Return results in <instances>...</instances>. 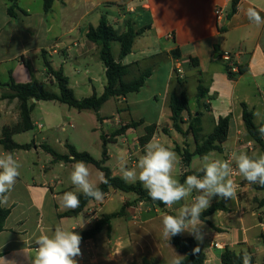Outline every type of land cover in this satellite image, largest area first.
Wrapping results in <instances>:
<instances>
[{
	"label": "crops",
	"instance_id": "0c3cea01",
	"mask_svg": "<svg viewBox=\"0 0 264 264\" xmlns=\"http://www.w3.org/2000/svg\"><path fill=\"white\" fill-rule=\"evenodd\" d=\"M19 2L18 6L21 8ZM231 2L232 0H54L52 8L47 12L43 5L45 13H53L56 5L59 4L55 16H53L54 26L45 28L43 24H39L31 32L25 27L17 26V22L24 23L25 19L32 15L21 8L27 15L18 12V16L12 18L7 13L10 4L6 0H0L3 14L5 13L8 17L5 20L6 26L0 25V41L10 40V43L22 44L20 46L21 51L16 55H12L8 59H0V64L7 63V61L13 63V68L7 71L9 81L5 84L12 80L16 83H27L33 80L30 58L28 57L31 50H34L36 54L41 53L44 61L47 59L52 65L53 55L60 54L63 57H69L70 53L76 49L75 61L81 64L91 52L100 51L97 44L87 39L90 27H97L103 15L114 27V24H118L116 23L117 18L121 16L120 12L123 10L127 14H131L135 20L136 30L151 26L138 38L152 41L151 44L141 46L140 55L134 54L133 45L132 52L121 60L122 64L127 65L130 69L125 80L129 81L140 75L146 69L145 61L150 57L165 54L171 61L162 91L153 96L156 102H159L158 96H161L163 101L158 118L153 123L157 129L151 141H161V129L163 133L169 134L174 140L170 144L171 149L178 152V149L187 148L193 152L196 141L189 130L190 116L202 114V131L199 134V139L202 140L213 131L220 117L231 115L232 124L228 139L223 144V151H213L207 156L219 152L225 160L228 154L235 151L246 152L250 156L259 157L260 154L254 152L256 145L249 138L244 126L242 103L247 104L248 108L253 111L256 125L264 124V91H261V87L264 85V24L256 25L249 21L246 15L247 9L254 7L264 17V0H241L237 13L228 19L227 14ZM218 10L223 11L221 19L218 18ZM109 15L117 16L113 20L114 24L110 21ZM119 21L121 18L118 19ZM119 26L122 28L121 31L114 27L118 32L127 29L122 25ZM40 34L43 35L42 43L28 51L26 49L28 40H38ZM175 49H179L181 52L179 59L171 55ZM227 54L232 56V61L237 65L247 66L245 74L236 79H231L228 76L226 71L228 63L224 59ZM133 55L136 57H132ZM190 58L198 59V67L191 64ZM116 60L119 61V58ZM151 69L150 77L139 92L128 94L126 97L110 99L116 100L119 104H124V107L118 109L119 121H115L116 127L106 135L108 140L106 150L109 142L117 141V137L114 135L122 127L142 121L132 117L131 104L141 103L138 98L141 91L147 90L150 87V82L157 75L155 65ZM58 70H62L64 73L63 68ZM103 71L105 75V66ZM48 77L51 81L55 80L51 76ZM200 80L208 90L205 98L201 100L198 99ZM194 81L196 82L194 94L197 103H190L189 100V111L182 114V132H178L173 128L171 121L170 95L173 93L180 95L186 92L190 98L189 82ZM105 85L106 77L104 89ZM7 91L8 88L0 87V98L2 93ZM257 93L260 94L259 98ZM132 99L134 100L132 101ZM32 102L35 106L38 103L36 100ZM10 105L18 106V101L16 99L11 101L0 99V120L7 117ZM33 111L31 120L35 127L36 123L32 118ZM126 113H128L127 118L122 119ZM100 118L103 126L109 124L110 120L106 116ZM19 119L18 111L15 121L0 126V145L4 151L0 154L12 152L20 164L23 161L15 153L17 150H6L1 144L3 129L17 124ZM206 125L210 126L209 128L212 130L208 135L204 134ZM140 126L129 128L120 135L124 144L131 142V145H128L129 156L132 155V150L143 155L144 147L140 146L139 138L146 132L145 129L143 132L139 131ZM38 127L39 129L43 128L42 125H38ZM63 129H65L64 126ZM176 133L181 134L182 138ZM192 142L195 144L193 150L190 147ZM248 143L253 144L252 149L247 148ZM180 144L184 147H180ZM44 145L41 144V147ZM66 155H70V152ZM108 158L107 151L106 161ZM133 160V162L130 160L129 162L132 167H136L138 159H135L134 155ZM49 164L50 166L46 164L39 166L35 162L33 166L26 165V172L30 174V177H26L25 173L21 172L11 190L0 195L1 200L4 196L8 198L7 203H1V206L10 209L4 230L0 232V264H31L35 256V237L48 232L50 228L56 225L80 234L82 231L90 229L103 216L121 210L103 213L106 204L93 199L81 213L70 216L64 215L73 209L64 207L61 197L65 192L71 190L61 187L63 180L57 173V167L61 168L63 164L74 163L54 161L53 158ZM188 170L197 173V176H203V172L198 173L191 170L190 167ZM111 171L114 176L122 178V172L118 169H111ZM185 172L181 158L180 180ZM237 183L239 187L236 198L226 199L225 210L216 211L208 216L206 221L200 219L201 222L209 224L213 228V232L204 235L202 242L196 240L205 253L204 264H223L221 257L226 249L236 253H243V250H247L254 259V264H264V197L260 198L258 194L252 193V190L256 189V184L248 183L240 175L237 178ZM115 192L120 191H110L105 195V201L110 200L112 193ZM250 193L251 196H249ZM195 195L197 193L193 197ZM122 199L123 206L127 204V208L121 216L111 220L110 229L104 227L95 238L81 241V256L76 258L78 264H171L176 254L184 257L176 249L171 238L166 240L162 236V217L168 215L165 211L150 203L137 201L136 195L132 200L124 197ZM214 202L217 201H211V204ZM183 205L184 203L181 201L171 208L166 207V209L178 215L179 209ZM82 224L83 227H80ZM183 236L193 237L188 232H184ZM214 243H218L222 247L217 248Z\"/></svg>",
	"mask_w": 264,
	"mask_h": 264
},
{
	"label": "rangeland",
	"instance_id": "374dc122",
	"mask_svg": "<svg viewBox=\"0 0 264 264\" xmlns=\"http://www.w3.org/2000/svg\"><path fill=\"white\" fill-rule=\"evenodd\" d=\"M3 2V1H2ZM20 6L22 9L27 11L30 15V18L25 19V22H17V26L25 27L31 32L36 29L39 24H43L45 28L50 26H54V17L56 13V8H59V4L56 5L54 12L45 13L43 11V0H20ZM121 16L117 18L118 24H114L113 20L117 16L109 15L110 21L114 24V27L121 31L122 28H119V25L125 27L128 25H132L136 30L135 20L132 18L131 14H127L123 10L120 12ZM8 17L3 14V8L0 4V25L4 27L6 26L5 20ZM121 18V21L118 22V19ZM135 24V25H134ZM5 30V29H4ZM43 35L40 34L39 39H30L27 42L26 49L30 51V49L36 48L43 41ZM152 41L147 39L138 38L134 44V54L140 55L141 52L139 49L141 46L145 44H151ZM22 44L10 43V40H1L0 41V59H8L12 57V55H16L19 51H21ZM74 49L72 53H70L69 57H63L62 55H53L52 56V66L54 69L58 70L59 68H63L64 73L69 78V86L73 89L75 97L77 99H83L86 97L92 96L94 93L98 95L104 92V83H105V75H104V65L99 58V50H95L91 52L86 60H83L81 64L76 63V53ZM140 51V52H139ZM112 53L114 58L118 59L120 54V43L114 42L112 44ZM30 58V67L32 72V77L35 80L42 82L47 90L59 94V88L55 80H49L46 74L45 61L41 53L36 54L34 50L29 52ZM132 57H136L133 55ZM7 61V63L0 64V81L5 84L9 81V76L7 71L13 68V63ZM146 69L152 68L154 65L157 70V75L150 82V87L147 90H143L138 97L141 100V103L137 105H132L131 103V114L135 119H141L143 125H141L138 129L143 132L145 126L148 124L155 123L158 118V113L161 107V103L163 101L161 96H158L159 102H156L153 99L154 95H158L159 92L162 91V87L165 84V76L168 70V67L171 65L170 59L164 55H157L154 57H150L145 61ZM36 69L35 71L33 69ZM145 69V70H146ZM95 78V80H94ZM91 80H93L91 82ZM189 93H190V103H197L196 96L194 94V87L196 86V82H189ZM261 91H264V85L261 87ZM196 93V92H195ZM253 97V93L251 94ZM257 97L260 95L256 94ZM259 98V97H258ZM264 98V97H263ZM134 99H132L133 101ZM10 104V103H9ZM124 107V104H119L116 100L112 99L106 104H104L103 108L99 113L93 110H83L79 111L75 108H71L66 104L60 103L58 101H40L36 104L35 109L33 111V121L36 123L35 127L27 132L20 133L14 136V141L18 144H31L34 142V145L30 150H17V153L21 159L20 165V173H25L26 177H30V174L26 171V165L33 166V163H38L39 166L42 164H46L50 166L49 161L53 159V156L48 153L44 147H41V144H45L54 149L58 154L66 155L69 154L70 148L68 145L73 146L78 152H87L94 159L102 160L103 159V150H104V138L107 133H111L112 129H114L115 121H119L118 109ZM7 117L0 120V126L4 124H11V121H15L18 116V106L10 105L8 110ZM12 111V113H10ZM128 113L122 116V119L127 118ZM106 116L110 122L108 125L103 126L101 124V120L99 117ZM259 116V115H258ZM263 117V116H262ZM10 118V119H9ZM264 118V117H263ZM262 118V119H263ZM259 121V118H257ZM38 125H42L43 128L39 129ZM63 126L65 129H63ZM210 126L205 127L204 134L208 135L212 130L209 128ZM146 132V131H145ZM178 136H182L179 133H176ZM116 142H109L107 144V151L109 154V158L106 161V166L113 169H118L120 171L119 164V156L121 152H125L127 154V166L129 169L135 168L132 167L129 162V151L128 145L124 144L123 140L120 136H116ZM160 138L161 141L159 143L171 149L170 144L174 141L169 134H165L160 129ZM182 138V137H181ZM130 141V140H129ZM156 141V140H154ZM158 142V141H156ZM179 143V142H178ZM36 145V146H35ZM44 145V146H45ZM36 147V148H35ZM180 147H184V145L180 144ZM191 149L193 150L195 144L192 142L190 144ZM176 153L177 163L175 165L173 175L176 179L180 181V173H181V157L179 153L173 149H171ZM132 158L134 155L135 159H139L142 154L139 152H135L132 150ZM4 152L2 146L0 145V153ZM255 154L262 155L259 146L256 145ZM214 155H209L210 159H220L224 160V157L219 152H214ZM204 160L203 157H194L192 164L190 166L191 170H194L198 173H201V168L203 166ZM87 164V163H86ZM90 170V180L94 182L96 185H99L104 180V174L93 164H87ZM74 164H63V167H57V173L61 176L63 180L62 188L71 190L75 193H81L75 185L71 183L70 173L73 170ZM252 193L258 194L260 198L264 197V191H259L257 189H253ZM183 200L184 204L191 203L193 195ZM252 194L250 193L249 196ZM134 199L135 195L133 193H121L115 192L112 193L111 199L105 201V199L101 202L106 204V208L103 213H111L113 211H118L123 206V199ZM221 200L219 197H213L212 201ZM216 221V219H215ZM202 231L206 234H210L213 232V228L206 223H203Z\"/></svg>",
	"mask_w": 264,
	"mask_h": 264
},
{
	"label": "trees",
	"instance_id": "16d2710c",
	"mask_svg": "<svg viewBox=\"0 0 264 264\" xmlns=\"http://www.w3.org/2000/svg\"><path fill=\"white\" fill-rule=\"evenodd\" d=\"M10 6L7 9V13L10 17L16 18L18 12L27 15L24 10L18 6L19 0H6ZM241 0H232L230 5V10L227 14V18L231 19L238 10V6ZM44 9L47 12L52 8L54 0H43ZM151 26L143 27L140 30H135L132 25H128L127 29L122 32H118L113 25L109 23L105 15L102 16L99 25L97 27H90L87 33V39L91 42L97 44L100 48L99 56L100 60L103 62L106 71V85L104 92L100 95L93 94L90 97L83 99H77L75 97L74 91L69 86V79L66 77L62 70H55L51 63L45 59L46 73L48 76H51L55 79L57 86L59 88V94L47 90L45 85L33 79L27 83H16L13 80L8 84H3L0 82V87L8 88L7 92L2 93L1 100H17L18 109H19V122L13 126L5 127L3 129V135L1 139V144L6 150H28L32 147V144H18L13 140V136L23 132L30 131L34 128L33 122L31 120V113L35 108V104L32 102L36 101H58L60 103L66 104L71 108H75L79 111L83 110H93L97 113L101 110L102 106L111 98L116 97H126L128 94L139 92L142 87L146 84L147 79L150 77L152 69H146L140 75L134 77L132 80L126 81L125 77L130 73V69L127 65L122 64L123 60L127 55L132 52L133 45L136 39L143 35L144 32L149 29ZM114 42L120 43V54L119 61H117L112 53V44ZM171 55L179 59L181 57V52L179 49H175L171 52ZM191 64L195 67H198L199 62L196 58H190ZM237 65L236 63H234ZM239 71L232 72L230 64H227L226 71L228 76L231 79H236L240 75H243L247 71L246 65H237ZM207 89L203 86L202 80H200V85L198 88V99H204L207 93ZM169 107L172 112V125L173 128L182 132L181 124L183 123L182 114L185 111H189V97L186 92L181 93L180 95L171 94L169 99ZM202 114L199 113L197 116H190V125L189 130L192 132L195 137L196 147L193 152L189 149L184 148L183 150L178 149V152L182 158V164L186 172L182 175L180 180L181 183L186 179L188 175H197L193 171H189L191 161L193 157H204L213 151H223V144L227 141L230 126L232 124V116L228 115L226 117H220L213 131L203 138L199 139V134L202 131ZM101 120V118H98ZM242 119L244 126L249 138L259 146L262 155H264V140L262 138L264 132V124L256 125L254 121V113L250 110L247 104L242 103ZM143 122L132 123L122 127L114 136L122 135L129 128H137L142 125ZM157 126L147 125L145 127L146 134L139 138V143L141 147H145L156 132ZM107 138H104V150H103V159L96 160L87 152H78L73 146L68 145L70 148V155H60L56 153L53 149L48 146H44V149L50 153L54 161H63L65 163H76V161H84L89 164H93L104 174V180H107V183H101L97 185L102 192L108 194L112 190L120 191L123 193H133L137 196V201H142L145 203H150L153 206L160 208L165 211L168 215L176 216L174 212L168 211L167 206L160 203L159 201H153L147 194V191L143 188L140 182L129 183L125 182L121 177L114 176L109 167L105 166V161L107 158L106 143ZM75 157L71 159L70 157ZM256 189L264 190V186L258 184L255 185ZM80 199L79 207L66 212L64 215H77L81 213L87 204L93 200V198L85 197L82 193H76ZM1 200V199H0ZM226 199L214 202L211 206L202 213L200 219L206 221V218L216 211L225 210ZM127 204L121 208L119 212L105 215L94 223V225L80 233L82 240L85 241L88 239L95 238L104 227L110 229V222L112 219L121 216ZM10 214V209L3 208L0 203V232L4 230L5 221ZM171 241L176 247V249L184 255L182 258V264H204L205 263V253L199 247L197 241L193 237H184L183 233L171 237ZM196 247L200 248L198 253H194ZM243 253L237 255L236 252L226 249L222 254V263L223 264H243L242 259ZM252 264H254V259L252 258Z\"/></svg>",
	"mask_w": 264,
	"mask_h": 264
},
{
	"label": "clouds",
	"instance_id": "9594fccd",
	"mask_svg": "<svg viewBox=\"0 0 264 264\" xmlns=\"http://www.w3.org/2000/svg\"><path fill=\"white\" fill-rule=\"evenodd\" d=\"M249 21L256 25L264 24V17L254 7L246 11ZM75 159V157H71ZM127 154L121 152L119 156L120 171L125 182H140L153 201H159L171 208L195 192L191 203L184 204L179 214L164 215L162 217V236L169 240L171 237L188 232L197 241L202 242L205 233L202 231L203 222L200 217L211 205L213 197L220 199H235L237 185L232 179L238 173L250 184L264 186V155L250 156L246 152H232L227 160L203 157L201 168L203 176L188 175L181 183L173 175L177 156L174 151L163 144L150 141L145 145L143 155L138 159L135 168L127 167ZM235 164V173L232 164ZM21 165L12 152L0 154V195L7 193L20 175ZM90 170L86 162L76 161L70 173L73 185L88 198L103 201L105 193L90 180ZM107 183V180H103ZM4 196L0 203H7ZM62 205L75 209L80 205L79 196L73 191H67L61 197ZM83 227V224L80 226ZM82 237L75 231L66 230L60 225L50 228L48 232L35 237V256L31 264H78L77 257L81 256ZM194 253L200 251L196 247ZM237 255H240L237 252ZM182 256L176 254L171 264H182ZM243 264H252V257L243 250Z\"/></svg>",
	"mask_w": 264,
	"mask_h": 264
},
{
	"label": "built area",
	"instance_id": "2783aa9c",
	"mask_svg": "<svg viewBox=\"0 0 264 264\" xmlns=\"http://www.w3.org/2000/svg\"><path fill=\"white\" fill-rule=\"evenodd\" d=\"M217 14H218V18L221 19L222 16H223V11H222V10H218V11H217ZM224 59L226 60V62H227L228 64H230V66H231V71H232V72H238V71H239L238 66L235 65L234 62L232 61V56H231V55H229V54L225 55ZM262 138H263V140H264V132H263ZM247 148L252 149V148H253V144H252V143H248ZM230 155H231V154H228V156L226 157L225 160L229 159V158H230ZM129 160H130L131 162L134 161L133 158H132V155L129 156ZM232 167H233V169H234V173H235V164H234V163L232 164ZM238 176H239V174H238V173H235V174L233 175V177H232V179L234 180V182H235L236 185H237V188L239 187V184L237 183V178H238ZM214 246L217 247V248L222 247V246H220V244H218V243H214Z\"/></svg>",
	"mask_w": 264,
	"mask_h": 264
}]
</instances>
